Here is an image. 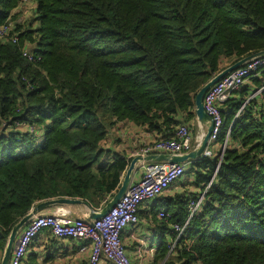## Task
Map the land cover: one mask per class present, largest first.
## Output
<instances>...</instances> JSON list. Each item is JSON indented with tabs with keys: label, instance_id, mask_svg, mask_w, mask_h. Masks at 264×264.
I'll return each instance as SVG.
<instances>
[{
	"label": "trees",
	"instance_id": "1",
	"mask_svg": "<svg viewBox=\"0 0 264 264\" xmlns=\"http://www.w3.org/2000/svg\"><path fill=\"white\" fill-rule=\"evenodd\" d=\"M21 1L0 0V26L16 23ZM33 1L32 22L16 23L19 42L0 45V264L12 228L38 203H109L131 162L103 149L113 127L127 121L173 137L191 127L203 85L264 51V0ZM25 44L39 61L24 58ZM252 85L224 106L222 160L187 168L198 194L158 208L183 224L188 201L205 192L190 243L168 256L162 239L154 264H264V91L235 118L264 75Z\"/></svg>",
	"mask_w": 264,
	"mask_h": 264
},
{
	"label": "built area",
	"instance_id": "2",
	"mask_svg": "<svg viewBox=\"0 0 264 264\" xmlns=\"http://www.w3.org/2000/svg\"><path fill=\"white\" fill-rule=\"evenodd\" d=\"M32 3V0H22L15 12L23 13V9L30 7ZM16 23L10 22L0 26V45L19 42L18 34L15 33ZM22 55L31 63L40 60L34 54L32 55V51L27 44L22 49ZM262 75H264V56H256L233 70L225 78L216 82L205 94L202 104H204L206 115L214 124V129L202 157L213 158L218 156L222 160L223 153L230 142L229 130L224 144H218V138L225 125L223 117L224 106L237 92L247 86L252 87V81ZM263 91L264 86L254 91L235 115V118L245 110V107L254 98H258ZM253 115L258 117L259 111L255 110ZM14 127L27 131L33 136L37 133L36 127L27 124H16ZM203 136L199 137L198 140H194L191 128L182 124L177 128L173 137H159L152 143L144 144V146L137 148L136 152L132 153L128 160L131 161L134 157L145 158L149 155L181 156L188 154L199 147ZM187 168L185 163L170 164L166 161L139 163L134 172V174H139V180L131 181L120 202L105 217L99 220L88 222L86 218L73 219L70 216L69 207L65 205H56L50 215L37 214L33 216L22 229L23 231L21 230L22 232L19 233L9 264H27L28 254L31 252L35 242L45 234L54 240H71L74 242L78 246V253L85 257L84 264H133L125 251L122 233L128 231V229L140 226V209L163 198L167 191L181 182L182 179H185ZM204 194L205 192L200 193L198 198L188 201V216L183 224L172 223V215L165 208L157 211L158 221L168 225L166 230L168 256L177 253V248L183 238H185L187 244L190 243L187 231L191 220L200 211L204 203ZM159 240L161 239H158V242ZM155 241L157 239L152 240L146 253L151 252V255H153L156 252L153 244Z\"/></svg>",
	"mask_w": 264,
	"mask_h": 264
},
{
	"label": "crops",
	"instance_id": "3",
	"mask_svg": "<svg viewBox=\"0 0 264 264\" xmlns=\"http://www.w3.org/2000/svg\"><path fill=\"white\" fill-rule=\"evenodd\" d=\"M34 10L35 3L33 1L30 7L23 9V14L28 18H32L34 17ZM190 126L194 140H198L199 137H202L206 130V126H202L199 122H197L196 116L195 119L191 121ZM159 137V134L149 131L147 127H139L126 121L125 123L117 124L109 131L107 138L102 142V147L105 151L110 150L111 154L120 153L128 159L131 157L132 153L136 152L137 148L144 146L146 143H152V141ZM191 163L192 162L189 161L185 164L187 167H190ZM138 178L139 174L133 173L131 181H138ZM193 181V177L189 175L188 178L182 179L180 183L167 191L163 195V198L158 199L154 203L143 206L139 212L141 225L128 229V231L122 233V241L125 246V251L133 264H154L159 247L158 243H160L162 239L165 240L166 243L168 241L166 235L168 225L165 224L166 228L164 230L165 225L160 221H157L158 219L155 218V210L158 211V208L161 207L164 199L174 198L176 195L189 197L192 194H198V190L191 185ZM188 182H191V184L189 185ZM185 184H188L189 186ZM55 207L45 208L38 214L50 215L54 211ZM67 207H69L71 211L70 216L73 219L87 218L89 215V209L84 205ZM153 239H157V241L153 243L156 252L151 255V252H146ZM158 239L161 240L158 242ZM29 254L36 255L35 264L85 263V257L78 253V246L74 242L71 240H54L47 234L38 238ZM27 264L29 263L27 262Z\"/></svg>",
	"mask_w": 264,
	"mask_h": 264
},
{
	"label": "water",
	"instance_id": "4",
	"mask_svg": "<svg viewBox=\"0 0 264 264\" xmlns=\"http://www.w3.org/2000/svg\"><path fill=\"white\" fill-rule=\"evenodd\" d=\"M263 57L264 51L253 54L249 57L243 58L242 60H239L235 62L233 65L229 66L225 70L221 71L217 75H215L214 78H212L209 82H207L203 87L197 92L195 99H194V105H195V116L197 122H199L202 126H206V132L202 138V142L200 143L199 147L195 148L193 151H191L188 154H183L181 156H174V155H149L145 158L141 157H134L131 159V162L129 166L127 167V170L123 176V181L120 186V188L117 190V192L113 195L112 199L109 201V203L102 209L95 211L93 208H90L89 205L81 200V199H67V198H58L51 201H44L41 203H38L26 216L22 217V219L19 221L18 224H16L9 235L8 243L5 247L3 258L1 264H9L10 259L12 257V251L17 243L19 233L21 230L28 224V222L32 219L33 216H36L41 210L48 208V207H55L56 205H65L73 207L74 205H84L89 209V215L86 218L88 222H92V220H99L100 218L105 217L110 210H112L123 198L125 192L127 191V188L129 184L131 183V177L133 173L135 172L137 166L139 163L142 162H169L170 164H181V163H187L189 161H197L200 157H202V154L204 150L206 149L208 143H209V137L214 129V124L211 122L209 117L206 115L204 110V104L203 98L205 94L215 85L216 82L220 81L221 79L225 78L229 73L233 72V70L239 68L243 64H245L247 61L251 60L253 57Z\"/></svg>",
	"mask_w": 264,
	"mask_h": 264
},
{
	"label": "rangeland",
	"instance_id": "5",
	"mask_svg": "<svg viewBox=\"0 0 264 264\" xmlns=\"http://www.w3.org/2000/svg\"><path fill=\"white\" fill-rule=\"evenodd\" d=\"M32 19L33 18H28V17H26V15H24L23 13H18V18H17V20H16V22H18V23H20V24H22V25H27V24H29V23H31L32 22ZM37 23V22H36ZM226 68H228L227 66L226 67H223L222 68V70L221 71H223V70H225ZM221 71H219L218 73H220ZM217 73V74H218ZM205 132H206V130H205ZM205 132L203 133V135L205 134ZM188 176H189V174H186L185 175V178H188ZM180 183V182H179ZM187 183V182H186ZM177 185V184H176ZM185 185H188V184H185ZM189 186V185H188Z\"/></svg>",
	"mask_w": 264,
	"mask_h": 264
}]
</instances>
